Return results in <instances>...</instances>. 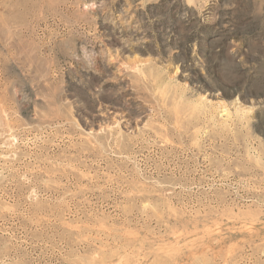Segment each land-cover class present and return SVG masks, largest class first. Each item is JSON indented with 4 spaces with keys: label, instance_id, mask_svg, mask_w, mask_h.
<instances>
[{
    "label": "rangeland",
    "instance_id": "374dc122",
    "mask_svg": "<svg viewBox=\"0 0 264 264\" xmlns=\"http://www.w3.org/2000/svg\"><path fill=\"white\" fill-rule=\"evenodd\" d=\"M0 264H264V0H0Z\"/></svg>",
    "mask_w": 264,
    "mask_h": 264
},
{
    "label": "trees",
    "instance_id": "16d2710c",
    "mask_svg": "<svg viewBox=\"0 0 264 264\" xmlns=\"http://www.w3.org/2000/svg\"><path fill=\"white\" fill-rule=\"evenodd\" d=\"M205 30V29H204Z\"/></svg>",
    "mask_w": 264,
    "mask_h": 264
}]
</instances>
